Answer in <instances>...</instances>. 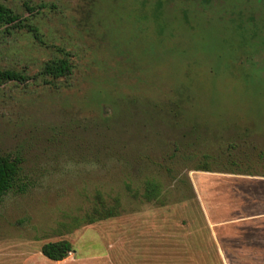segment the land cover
Here are the masks:
<instances>
[{
    "label": "rangeland",
    "instance_id": "obj_1",
    "mask_svg": "<svg viewBox=\"0 0 264 264\" xmlns=\"http://www.w3.org/2000/svg\"><path fill=\"white\" fill-rule=\"evenodd\" d=\"M200 1L171 0L193 29L157 37L137 0H0L42 41L0 29V69L28 78L0 86V154L26 186L0 198V264H50L58 240L80 264H264L226 191L264 174V0ZM63 53L71 75L41 77ZM97 193L119 216L88 226Z\"/></svg>",
    "mask_w": 264,
    "mask_h": 264
},
{
    "label": "trees",
    "instance_id": "obj_2",
    "mask_svg": "<svg viewBox=\"0 0 264 264\" xmlns=\"http://www.w3.org/2000/svg\"><path fill=\"white\" fill-rule=\"evenodd\" d=\"M137 1V8L142 11L141 21L149 24L151 29L156 31L157 37H160V35H162V31L169 26H173L174 28L179 27L187 33L188 30H186L183 25L193 29V27H191L189 24V21L193 15L192 8L189 7V5L186 7L182 5H176L175 13L179 18H175L171 14L172 11L167 10L166 8V5H168L171 0H143L141 1V4L140 0ZM208 3L209 0L200 1V5L203 7L200 15L207 10L205 7L208 5ZM167 12L169 16H167ZM164 15L167 16V19L164 17ZM181 17L184 19V24H181ZM198 24H200V21L197 22V26ZM229 26L230 27L227 28H234L241 32L244 31L237 25ZM3 27H5L6 30L15 29L18 31H23L31 35V37L38 43H42L41 35L37 27L31 24L28 19L21 20V17L17 15L12 9L0 3V29ZM72 69L73 66L70 57L68 54L63 53L61 56L55 57L45 62L40 71V76L43 78H48L52 81L66 79L71 75ZM27 81L28 78L20 72L0 69V86L9 82L25 84ZM260 159L264 161V156L260 157ZM21 164L22 158L18 154H0V198L10 192L17 194H23L25 192L26 186L21 181ZM199 171L206 173L212 172L207 166H203L201 169H199ZM239 174L249 176H264V174L257 175L248 171L247 173ZM155 195H157V188H155L153 185H148L145 190L144 198L149 201L151 197H154ZM94 199L95 204L93 208L85 216V222H87L86 224L88 226L119 216V201L117 199L113 200L111 205H107L99 193L95 195ZM72 252V245L67 240H58L56 242L44 243L40 247L41 255L51 262L63 261L67 258L68 254Z\"/></svg>",
    "mask_w": 264,
    "mask_h": 264
},
{
    "label": "crops",
    "instance_id": "obj_3",
    "mask_svg": "<svg viewBox=\"0 0 264 264\" xmlns=\"http://www.w3.org/2000/svg\"><path fill=\"white\" fill-rule=\"evenodd\" d=\"M232 177H235V179L241 178L242 180L239 181L238 179L233 182L235 188L226 189L228 197L232 199L231 208L227 214L240 216L234 219L235 222H232V226H245L239 231L244 234H252V236L264 233V176L236 174V176L233 175ZM204 206L205 204H203V208ZM48 263L80 264L79 261H73L72 263L67 258L60 262L48 260Z\"/></svg>",
    "mask_w": 264,
    "mask_h": 264
},
{
    "label": "built area",
    "instance_id": "obj_4",
    "mask_svg": "<svg viewBox=\"0 0 264 264\" xmlns=\"http://www.w3.org/2000/svg\"><path fill=\"white\" fill-rule=\"evenodd\" d=\"M68 256H71V253H69ZM68 256H67V257H68Z\"/></svg>",
    "mask_w": 264,
    "mask_h": 264
}]
</instances>
